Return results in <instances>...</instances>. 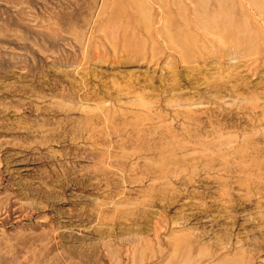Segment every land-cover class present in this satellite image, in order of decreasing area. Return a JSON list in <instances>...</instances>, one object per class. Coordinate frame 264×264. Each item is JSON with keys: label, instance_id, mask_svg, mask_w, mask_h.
Instances as JSON below:
<instances>
[{"label": "rangeland", "instance_id": "rangeland-1", "mask_svg": "<svg viewBox=\"0 0 264 264\" xmlns=\"http://www.w3.org/2000/svg\"><path fill=\"white\" fill-rule=\"evenodd\" d=\"M250 1L0 0V264H264Z\"/></svg>", "mask_w": 264, "mask_h": 264}, {"label": "bare ground", "instance_id": "bare-ground-1", "mask_svg": "<svg viewBox=\"0 0 264 264\" xmlns=\"http://www.w3.org/2000/svg\"><path fill=\"white\" fill-rule=\"evenodd\" d=\"M200 1V0H199ZM206 2H207V0H205ZM251 1H253V0H251ZM250 1V2H251ZM256 1V0H255ZM258 2H259V0H257ZM217 2V1H216ZM200 2H198V4H199ZM201 4H202V2H201ZM217 4V3H216ZM215 4V5H216ZM256 4H258V3H256ZM218 5V4H217ZM259 7H260V3H259V5H258ZM263 6V5H262ZM216 7V6H215ZM210 8H211V6H210ZM261 8H263V7H261ZM206 9V8H205ZM212 9V8H211ZM165 12H167V10H168V7H166L165 6ZM201 10V9H200ZM214 10V9H213ZM219 10V9H218ZM217 10V11H218ZM201 12V11H200ZM213 12H215V11H213ZM213 12H211V13H213ZM168 14H169V12H167ZM185 13H186V17H185ZM217 13V12H216ZM220 13V12H219ZM176 14V16H174ZM174 15H172V18H173V21H174V19H176L177 20V22L181 25V27H183V28H185V29H191V28H200V29H204V30H206L208 33L210 32V31H213V30H215V29H212V28H210L211 26H213L214 24V22H215V20H216V18H215V20L211 17L210 19H208V18H206V17H203V18H200L199 17V13H198V11L196 10V9H192L191 11H189V10H185V9H179L178 10V12H176ZM211 15H213V14H211ZM222 15H223V13H222ZM216 16H218V15H216ZM230 16V15H229ZM220 17V16H219ZM223 17H224V15H223ZM228 17V16H227ZM217 19H219V18H217ZM228 19H230V18H228ZM228 19H227V21H228ZM221 20H223V19H221ZM224 20H226L225 18H224ZM223 20V21H224ZM218 20H216V22H217ZM227 21H225V22H227ZM168 22H171V20H168ZM176 21H174V23H175ZM219 22V21H218ZM209 24V25H208ZM211 24V25H210ZM221 24L222 23H220V26H221ZM229 24V22H227V25ZM216 25V24H215ZM214 25V26H215ZM178 26V25H177ZM220 28H222V27H220ZM228 28V27H227ZM231 28V27H230ZM226 29V28H225ZM229 29V28H228ZM216 31H217V28H216ZM227 32H228V30H227ZM178 33V32H177ZM219 33H220V31H219ZM210 34H212V32L210 33ZM215 34V33H214ZM226 34V33H225ZM232 34V33H231ZM165 35H166V37H170L171 36V34L169 33V32H166L165 33ZM175 35L176 34H173L172 36L173 37H175ZM183 35V34H182ZM221 35V34H220ZM223 35V34H222ZM227 36V35H226ZM202 37V36H201ZM206 37V36H205ZM171 38V37H170ZM177 38V37H176ZM182 38H183V36H182ZM219 38V37H218ZM230 38V37H229ZM169 40V39H168ZM171 40V39H170ZM178 41V40H177ZM176 41V42H177ZM190 42H191V40H190ZM171 43V42H170ZM243 45V44H242ZM176 48H178V47H176ZM193 48H195V47H193ZM192 48V49H193ZM202 48V47H201ZM176 50V49H175ZM198 52V51H197Z\"/></svg>", "mask_w": 264, "mask_h": 264}]
</instances>
